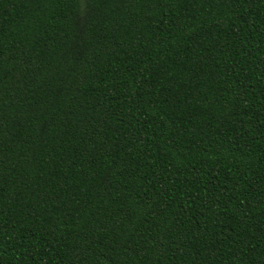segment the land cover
Listing matches in <instances>:
<instances>
[{
  "label": "trees",
  "instance_id": "obj_1",
  "mask_svg": "<svg viewBox=\"0 0 264 264\" xmlns=\"http://www.w3.org/2000/svg\"><path fill=\"white\" fill-rule=\"evenodd\" d=\"M0 264H264V0H0Z\"/></svg>",
  "mask_w": 264,
  "mask_h": 264
}]
</instances>
